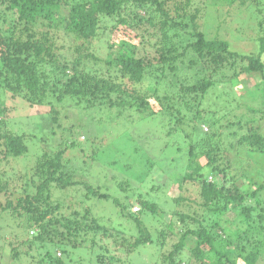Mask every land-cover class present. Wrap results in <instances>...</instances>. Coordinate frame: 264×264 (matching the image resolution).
Segmentation results:
<instances>
[{
	"label": "trees",
	"instance_id": "16d2710c",
	"mask_svg": "<svg viewBox=\"0 0 264 264\" xmlns=\"http://www.w3.org/2000/svg\"><path fill=\"white\" fill-rule=\"evenodd\" d=\"M224 3L235 8L234 16L246 9L257 17L259 32L253 38L259 45L257 53L233 49L230 41L213 36L211 25L200 29L202 8L192 0H0V90L31 105H50L56 122L70 101L118 118L126 113L128 117L162 113L170 121V132L184 134L183 143L189 146L183 173L173 179L180 190L172 198L178 208L160 230L153 231L133 214L146 209L155 216L163 210L141 195L140 212L132 211V203L127 212L126 205L113 199L120 217L133 218L134 227L105 220L92 205L54 201L55 189L84 180L64 161L68 145L44 151L30 170L18 176L25 180L12 192L9 182L0 183V216L7 213L24 228L23 234L10 232L14 239H3L11 246L10 260L122 264L141 246L154 244L158 232L159 264H260L264 0H212L211 5ZM225 11L230 15L231 10L225 7ZM179 29L188 37L177 42L173 36L185 35L178 34ZM95 42H100L97 50L104 48L110 54H99ZM247 76L253 80L243 86ZM223 77L233 78L234 87L245 90L238 97L235 91L228 93L223 105L216 100L215 110L204 101L221 86ZM146 81L155 84L151 90H135L136 83ZM230 106L235 107L225 111ZM25 137L0 118V162L10 165V159L25 155ZM88 188L84 198L112 199L99 186Z\"/></svg>",
	"mask_w": 264,
	"mask_h": 264
},
{
	"label": "rangeland",
	"instance_id": "374dc122",
	"mask_svg": "<svg viewBox=\"0 0 264 264\" xmlns=\"http://www.w3.org/2000/svg\"><path fill=\"white\" fill-rule=\"evenodd\" d=\"M192 2L202 8L198 19L200 29L205 31L211 25L213 36L230 41L233 49L257 53L259 45L253 38L257 31L259 32V27L256 23L257 17L251 16L249 10L239 9L234 16L235 8L228 7L227 3L221 7L211 5L212 0ZM225 7L231 10L230 15H227ZM178 32L185 35L173 36L172 39L177 42L180 38L186 40L187 32L182 29ZM99 45L100 42L94 43L96 50ZM100 49L97 50L99 54H110L107 49ZM245 78L246 84L243 86L248 85L249 80H253L248 76ZM232 79L227 81L225 77L221 78L222 83L219 84L221 86L213 88L210 98L207 97L204 101L205 105L210 104L212 109H219V105L215 106L216 100H220L223 105L231 91H235L238 97L245 89L240 87L236 89ZM154 85L146 81L136 83L134 86L135 90L141 93L148 87L151 90ZM222 93L226 95L221 96ZM229 96L231 98V95ZM2 99L6 110L2 111L4 113L0 114V118L3 117L8 127L17 133L24 134L27 145L25 155L15 160L10 159V165L0 162V183L4 185L9 182L7 187L11 192L25 180V177L18 179V176L30 170L44 151H56L68 145L64 161L76 171L80 179L84 180V184L73 185L64 190L55 189L52 197L54 201L63 205L74 201L80 207L92 205L95 207V213L105 220L113 222L120 220L123 225L134 227L133 218L125 221L124 217H120V207L113 203V199L126 205L127 212H131L132 203L134 212L133 208L136 205L141 206L138 199L141 195L144 199L159 204L163 210L155 216L148 214L146 209L138 215L133 214L134 217L143 220L152 231L154 228L160 230L164 220L170 217L172 211L177 210L178 207L173 204L172 198L178 196L180 190L177 180L173 179L183 173L188 160L189 146L183 143L186 140L184 134L170 132V121L165 114L157 113L150 116L136 113L128 117L126 113L118 118L114 113L104 109H86L70 101L56 122L52 118L50 105H31L23 98H13L0 90V104ZM234 107L230 106L225 111H230ZM153 109H157V106L155 105ZM205 128L209 129L208 126ZM205 173L208 175L210 171L206 169ZM89 185L99 186L110 193L112 199L107 202L91 199L92 196L91 200L84 198L82 194L89 191ZM193 193L197 195L199 191L194 189ZM10 232L23 234L24 228L18 226L7 213H4L0 216V239L3 237L0 242V264H15L10 260V244L3 242V239H14ZM30 234L32 235L31 232ZM158 235V232L153 235L154 244L141 246L129 259H123L122 264H159L160 249L156 245ZM172 238L175 241L177 239ZM104 243L103 239L99 241L100 245ZM32 254L36 255V249ZM259 263L264 264V257Z\"/></svg>",
	"mask_w": 264,
	"mask_h": 264
},
{
	"label": "clouds",
	"instance_id": "9594fccd",
	"mask_svg": "<svg viewBox=\"0 0 264 264\" xmlns=\"http://www.w3.org/2000/svg\"><path fill=\"white\" fill-rule=\"evenodd\" d=\"M137 207H138V210H136ZM140 209H141V207H139L137 205L133 208L134 211H139Z\"/></svg>",
	"mask_w": 264,
	"mask_h": 264
},
{
	"label": "built area",
	"instance_id": "2783aa9c",
	"mask_svg": "<svg viewBox=\"0 0 264 264\" xmlns=\"http://www.w3.org/2000/svg\"><path fill=\"white\" fill-rule=\"evenodd\" d=\"M136 210H138V207L136 208Z\"/></svg>",
	"mask_w": 264,
	"mask_h": 264
}]
</instances>
